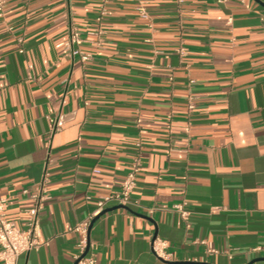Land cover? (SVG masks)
I'll use <instances>...</instances> for the list:
<instances>
[{"label": "crops", "instance_id": "crops-1", "mask_svg": "<svg viewBox=\"0 0 264 264\" xmlns=\"http://www.w3.org/2000/svg\"><path fill=\"white\" fill-rule=\"evenodd\" d=\"M219 1L145 0L142 18L137 0H110L100 25V0L5 3L0 198L19 228L22 190L48 178L46 245L18 264H74L67 228L120 190L136 157L137 205L91 220L97 264H264L251 252L264 244V0ZM73 29L86 62L60 46ZM155 235L169 261L152 254Z\"/></svg>", "mask_w": 264, "mask_h": 264}, {"label": "built area", "instance_id": "built-area-1", "mask_svg": "<svg viewBox=\"0 0 264 264\" xmlns=\"http://www.w3.org/2000/svg\"><path fill=\"white\" fill-rule=\"evenodd\" d=\"M8 0H0V17L3 16L4 5ZM110 0H100V4L97 9L96 22L100 25L103 19L107 15V7ZM140 2L137 8L138 13L142 18H146L147 14L143 6L145 0H137ZM178 6H181L185 0H175ZM241 1V0H237ZM223 3V0L219 1ZM231 21V20H229ZM101 31H97L94 35H100ZM84 39L82 34L73 29L67 40L60 44L66 50L69 51L70 56L73 58L78 56L81 61L86 62L89 59V55L82 54L79 50V46L83 43ZM100 45V41L97 42ZM189 109L193 108V105L189 104ZM65 119L63 116L55 123L56 128H60ZM139 148L140 144H136ZM141 169V163L139 158H134L131 163L130 170L126 174L124 180L121 183L120 190L117 193H112L104 196H99L95 199L96 211L89 216L86 220L67 228L68 232H73L78 235V241L76 243V254L74 255V263L76 264H97V255L94 251L88 239V230L90 222L93 217L99 215L103 210L110 206H131L137 205L131 199V195L136 187L137 174ZM98 170H94V173H98ZM47 174L44 175L41 182L36 184L32 189H24L21 195L28 198L31 205L25 209L26 220L24 228H19L14 222L10 221L6 217V209L8 206L7 198H0V264H18L19 257L30 251H37L46 242L40 236L38 215L42 209L44 202L48 199L47 191ZM91 198L88 196L87 200ZM175 209L179 211L182 217L187 220L186 214L183 212V206H176ZM206 254L216 255L218 251L206 244ZM167 243L159 238L151 239L150 249L152 254L158 260L169 261L170 255L167 253ZM88 249V250H87ZM87 250V252H86ZM252 253L261 254L264 257V244L262 246L251 249Z\"/></svg>", "mask_w": 264, "mask_h": 264}, {"label": "water", "instance_id": "water-1", "mask_svg": "<svg viewBox=\"0 0 264 264\" xmlns=\"http://www.w3.org/2000/svg\"><path fill=\"white\" fill-rule=\"evenodd\" d=\"M126 208H127V207H124V206H122V205H117V206L112 207V208H110V209L103 210V211L98 215V217H100L101 215H103V214H105V213H107V212L113 211V210H117V209H126ZM92 224H93V221L90 223L89 230H88V239H89V241H90V238H89V235H90V229H91V227H92ZM155 238H156V235L153 236V239H155ZM87 250H88V249H87ZM87 250H86V252H87ZM260 260H264V258H261ZM161 261H162V260H161ZM167 263H169V264H207V263H203V262H167ZM74 264H76V263H74Z\"/></svg>", "mask_w": 264, "mask_h": 264}]
</instances>
